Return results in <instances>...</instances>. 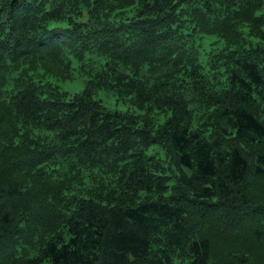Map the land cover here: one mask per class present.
I'll use <instances>...</instances> for the list:
<instances>
[{
    "label": "trees",
    "instance_id": "16d2710c",
    "mask_svg": "<svg viewBox=\"0 0 264 264\" xmlns=\"http://www.w3.org/2000/svg\"><path fill=\"white\" fill-rule=\"evenodd\" d=\"M0 264H264V0H0Z\"/></svg>",
    "mask_w": 264,
    "mask_h": 264
},
{
    "label": "rangeland",
    "instance_id": "374dc122",
    "mask_svg": "<svg viewBox=\"0 0 264 264\" xmlns=\"http://www.w3.org/2000/svg\"><path fill=\"white\" fill-rule=\"evenodd\" d=\"M92 64L95 66V69L99 67L100 63L96 56H93ZM73 67L74 78L72 80L55 83L54 79L49 77L47 81L55 83L58 85L61 92L67 93L70 96L82 93L84 90V83L88 77L80 73L79 64L76 61H74ZM95 99L101 100L106 107L115 111L138 113V110L130 103V101L120 100L116 94L111 92L100 90L95 95ZM159 121H162V118H160ZM149 152L156 153V155L162 160L166 159L165 152L158 146H154Z\"/></svg>",
    "mask_w": 264,
    "mask_h": 264
}]
</instances>
